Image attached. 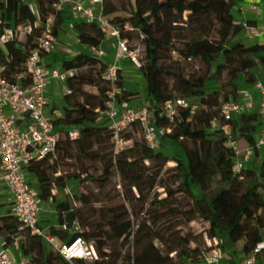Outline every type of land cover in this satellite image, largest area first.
<instances>
[{
	"label": "trees",
	"instance_id": "16d2710c",
	"mask_svg": "<svg viewBox=\"0 0 264 264\" xmlns=\"http://www.w3.org/2000/svg\"><path fill=\"white\" fill-rule=\"evenodd\" d=\"M245 0H104L102 13L115 25L124 27L130 24L133 31L123 33L131 41L132 47L140 46L139 73L144 78L147 94V105L152 111L151 119L157 128L170 129L160 136L158 149L148 142L134 139V148L127 152H117V163L107 167V178L113 175L115 168L129 181L132 190L140 192L138 199L144 196L143 175L146 163L155 164L162 171L171 160L175 166L173 183L176 188H165L167 198L159 201L163 209L160 217H173L175 208L167 206L168 200L175 195H185L190 199L187 210L188 221L201 219L207 224L205 235L207 247L201 251L191 248L196 241L192 235L168 238L156 232H148L147 224L134 231L130 214L125 206H103L104 212L95 225H90L83 216V208L71 206L66 200L57 201L55 191L64 189L70 179H80L79 174L62 172L59 161L73 159L75 150L83 156L96 145L103 146L112 141L113 132L109 128L107 118L100 112L105 110L107 94L111 85L105 79L108 65L104 57L91 52H80L73 58L62 60L65 69H76V76L67 81L71 94L65 95L63 116L52 120L59 131V140L55 154L41 160H32L24 166L27 178L34 174L38 180L41 202L56 203L58 222L66 223V214L75 213V221L83 229L76 232L68 241L73 242L81 237L87 244H92L97 259L92 264H198L205 254L214 248L220 250L224 264H240L250 256L256 245L264 239V164L256 169L245 165L239 173L235 171V152L227 145V136L222 126L229 123L233 134L239 140L243 138L249 146L256 145V132L261 124L260 113L249 111L225 121L222 106L229 100H236L239 90L244 85H252L264 74V45L245 46L233 40L238 36L241 25L235 23L234 10ZM58 0H0V35L7 28H17L26 23H33L37 16L46 22L54 17V35L64 43L65 23L71 18L72 6L67 3L61 10L54 4ZM35 8H32V6ZM77 41L91 49H98L106 40L97 22L90 23L84 19L74 22ZM249 24V23H248ZM251 25V24H250ZM40 34L37 30L33 37L26 41L18 39L3 42L0 47V65L5 69L3 76L11 77L23 71V64L33 48V39ZM139 43L132 44L134 37ZM172 54H178L181 61L199 62L201 70L185 74L176 70L172 64ZM89 69L88 76L82 73ZM176 70V71H175ZM172 77L170 84L166 77ZM226 82L222 83L223 77ZM119 86L124 85L120 74ZM208 82L218 86L213 92L206 93ZM85 85L98 89L97 93L84 90ZM128 89L124 91L120 101H127ZM79 95L82 100H75ZM196 98L200 109L193 114L192 108L179 110L175 122L161 116L168 101ZM189 100V99H188ZM218 125L213 127V122ZM76 128L80 136L71 139L68 131ZM129 129L133 131L128 134ZM144 131L141 123H134L123 132L126 140L133 139V134ZM167 141H171L178 149V155L172 158L163 149ZM141 144V145H140ZM258 152V149H255ZM97 181L95 176L88 177ZM29 181V180H28ZM217 184V186H215ZM158 185L156 179L149 187ZM199 190V193L195 191ZM85 196H82L84 198ZM157 203V202H156ZM154 205V203L152 204ZM156 205V204H155ZM19 222L12 214L0 217V235L4 247L13 245L15 238L25 236L21 245L23 256L30 257V264H69L61 255L49 250L42 237L32 235L29 231H19ZM67 229L52 228L53 236L61 240L69 238ZM170 230V228L168 229ZM170 245L163 250L156 244ZM211 242V244H210ZM132 244L133 252L125 248ZM35 255V258H33ZM262 255L258 256V260ZM77 264H86V260L76 259ZM183 261V262H182Z\"/></svg>",
	"mask_w": 264,
	"mask_h": 264
},
{
	"label": "built area",
	"instance_id": "2783aa9c",
	"mask_svg": "<svg viewBox=\"0 0 264 264\" xmlns=\"http://www.w3.org/2000/svg\"><path fill=\"white\" fill-rule=\"evenodd\" d=\"M26 2L30 1L26 0ZM103 2L104 0H58L54 7L58 11L63 8L64 4H71L75 16L90 23L97 22L106 37L114 39V61L108 65L105 72V79L110 83L111 89L107 94L105 110L100 112L107 118L109 128L113 132L112 141L115 150L119 152L125 149L128 140L123 137V132L137 122L142 124L148 144L157 148L160 136L170 132V129L157 128L154 125L151 119L152 111L147 104L131 106L125 100L120 101L127 87L118 62L126 60L139 69L142 48L140 46L132 47L131 41L123 36V33L134 30L130 24H125L121 28L103 15ZM250 6L252 9H256V0H251ZM245 27L250 35H258L255 26L245 24ZM53 29V16H50L46 22H42L37 16L33 23H26L15 29L7 28L0 35V42H5L17 39L18 33L26 37H33L37 30L40 31V34L33 39L34 46L28 53L22 72L8 78L2 75L5 68L0 65V160L5 184L13 195L12 215L20 224L19 231H29L32 235L46 238L50 243L57 245L58 237L46 236L45 230L40 225L41 201L36 192L32 190L24 173V166L30 161L41 160L50 154H55L56 151L60 134L56 131L52 119L46 115L48 104L46 93L50 82L58 81L67 84V81L75 77L77 73L76 69H65L62 65L48 67L44 63L43 56L53 51L57 41ZM91 51L98 57H105L107 54V51L101 47L91 49ZM120 74L123 76V86L117 84ZM253 86L260 94V106L264 109V75ZM240 92L239 90V94ZM64 93L65 95L71 94L72 91L67 86ZM189 107H191V102L188 99L168 101L161 116L175 122L179 116V110ZM253 109L254 101L250 99L243 102L229 100L222 106V115L228 122L236 115L253 111ZM19 116L29 118L30 123L26 128H21L19 125ZM217 125L218 123L214 121L213 127ZM222 129L227 136V145L235 152L234 168L239 173L254 155L255 149L264 146V136L256 141L255 147L242 148L229 123L224 124ZM68 136L71 139L78 138L80 131L71 128L68 131ZM262 183L264 187V179ZM62 228L67 229L68 224L63 225ZM21 239V235L15 238L13 246L18 247ZM2 246L3 238L0 235V248ZM57 249L67 261L76 259L93 261L98 258L94 246L87 244L81 237L71 243H61ZM259 255H264V239L256 245L253 253L240 264H256ZM0 264H30V257L23 256L21 260L15 262L0 250ZM198 264H224L220 250L212 249Z\"/></svg>",
	"mask_w": 264,
	"mask_h": 264
},
{
	"label": "rangeland",
	"instance_id": "374dc122",
	"mask_svg": "<svg viewBox=\"0 0 264 264\" xmlns=\"http://www.w3.org/2000/svg\"><path fill=\"white\" fill-rule=\"evenodd\" d=\"M26 2V0H24ZM135 1V0H132ZM32 6V5H31ZM35 11V8L32 6ZM17 39L25 42L26 36L23 34H19ZM57 40V39H56ZM61 43L58 40L54 45L53 51L55 53L61 52V50H66L68 52V48H71L70 42L62 39ZM139 43L137 37H134L132 41L133 45ZM3 46V42H0V47ZM65 52V51H64ZM62 53V52H61ZM60 53V54H61ZM68 54V53H67ZM78 54V51L75 48L71 49V53L69 54L70 58H73ZM109 57H104V61H108ZM170 64L176 68V70H180L185 74H191L195 71L199 72L201 70V64L197 61L193 62H184L181 61L178 54H172V59ZM134 71H138L137 66H132ZM175 70V71H176ZM89 69H84L82 71L85 76H88ZM131 74V78L126 80V87L136 90L140 93L141 99H146V85L144 83V78L142 74L133 72ZM226 77L224 76L221 80L222 83L226 82ZM167 81L170 84L169 90H172L174 79L172 77L167 76ZM218 86L215 82L206 83L205 90L206 93L213 92L217 89ZM84 90L89 93H97L98 89L91 85H85ZM75 100H82L79 95H77ZM191 102V108L193 114L200 109V103L196 98H188ZM133 130L129 129L128 134ZM137 138L142 142H147L145 137V132L140 131L139 133L133 134V139L129 140L126 147L125 152L129 149L134 148L136 150H140L141 146L134 147V139ZM239 142L244 147L247 143L243 138H239ZM141 145V144H140ZM160 146V143L159 145ZM155 148V150H157ZM169 156L172 158L174 155H178V149L171 141H167L166 145L163 148ZM76 156L73 159H63L59 161L60 168L62 172L75 173L80 175V179H70L67 181V186L64 189H59L56 191L57 201L66 198V201L74 207L83 208V216L86 221L90 225H95L104 212H101L100 208L103 206H125L128 209L130 214V220L132 222L133 230H138L139 226L142 224H147L150 229L148 232H156L168 238L170 233H173L175 236H188L192 235L193 238H196V241H193L190 244L191 248H199L201 251L205 250L207 245V239L205 235V230L207 224L201 219L197 218L193 221H188V215L186 214L187 210L190 208V199L185 195H175L174 197L169 198L167 206H172L177 211V214L173 217L163 215V209L159 201L167 198V193L165 188L161 186V184H166L170 189L176 188V184L173 183V172L171 168L175 166L174 161H170L166 164L164 169L161 171L159 167L155 164H151L149 162L146 163L147 169L145 170V174L143 175V188H144V196L141 199H138L140 196V192L133 188L132 190L129 187V181L123 179L121 174L114 168L113 175L107 178V167H111L117 163V156L115 153V148L111 146L109 141L103 146L96 145L92 150L88 151V154L83 156L78 153L76 150L74 151ZM253 168H257L255 163L253 164ZM90 176H95L97 181H91L88 179ZM156 179L158 185L151 189L149 187L152 180ZM217 186V184H215ZM197 193H199L198 189H195ZM82 196H85L82 198ZM157 202V203H156ZM154 203V205H152ZM156 204V205H155ZM57 205V204H56ZM55 206H52L54 209ZM42 228L45 230L46 236H53L51 233L52 228L62 229V226L58 223L57 214L55 211L51 215H49V219L42 220ZM170 228V230H168ZM89 229H83L79 226L78 222L75 221L73 227L68 231L69 238L67 240H59L56 241L57 245L50 243L46 238H43L49 246V250H52L54 254H60L57 247L61 243H66L70 240V238L78 231ZM26 241V237L23 236L19 242L18 250L21 251V245ZM156 244L165 250L170 245L164 244L163 246L159 241H156ZM126 252H133L132 244H128L125 248ZM35 258V255H33ZM69 264H77L76 261H68ZM183 262V261H182ZM33 264H40L35 262ZM86 264H92L91 261H87ZM257 264V263H256ZM258 264H264V261H261Z\"/></svg>",
	"mask_w": 264,
	"mask_h": 264
},
{
	"label": "crops",
	"instance_id": "0c3cea01",
	"mask_svg": "<svg viewBox=\"0 0 264 264\" xmlns=\"http://www.w3.org/2000/svg\"><path fill=\"white\" fill-rule=\"evenodd\" d=\"M29 1L31 3L32 0ZM256 4H257V8L252 9L250 6L251 0H245L241 4V6L237 7L234 10L235 23L242 26V29H240L238 36L233 40L234 42H240L245 46L264 45V0H256ZM79 19L81 18L75 16V14L71 12V18L65 23V28L67 33H65V35L62 37V39H64L65 41L70 42L69 44H71L70 46L71 48H68L67 50L68 52H66V50L63 49L61 50L62 53L61 52L55 53V51H52L49 54H45L43 56V61L48 67L61 66L62 60H64L65 58H70L69 54L71 53L72 48H75V50H77L78 53L83 51L88 53L91 52V49L89 47L84 46L77 41V37L75 35L76 27L74 22ZM248 23L257 28L258 30L257 36H252L249 34L248 29L245 27V24ZM101 48L107 51V54L105 56V57L107 56L109 57L107 62L112 63L114 61V52H115L114 39L111 37H106V40L102 44ZM118 65L122 69L124 80L130 79L131 74H134L133 72H136V75L139 73L138 71H134L135 69L132 68L134 64H132L129 61L126 60L119 61ZM263 75L264 74H262L260 78H263ZM66 87L67 84L58 81H51L48 86V91L46 93V98L48 101V104L46 106V115L52 120L61 118L63 116V106L65 104L64 90ZM127 89L128 92L130 93L129 97L127 98V103L129 105L141 106L147 103V94H146V99L143 101L140 100L141 95L139 92L131 88H127ZM240 91L241 92L236 100L240 102H243L248 99L254 101L253 111H257L260 113L261 124L256 132V140H258L259 138L264 136V109H262L260 106V99H261L260 94L254 88L253 84L242 86L240 88ZM18 122L21 128H26L29 125L30 120L26 116H19ZM247 146L249 145L246 144L244 147H242L241 145L242 148H245ZM254 163L257 167L264 164V146L259 148L258 152H254V155L250 158L248 162H246L245 165H249L250 167H252ZM28 180L32 190L35 191L36 194H38L39 184L36 176L32 174L28 177ZM61 200H66V198H63ZM52 206H55V208L52 209ZM56 206H57L56 203H53L52 201L41 202V213L39 218L41 227H42V220L49 219V215H51L53 211L56 212L58 218V212ZM13 208H14L13 195L11 194V192L9 191V189L5 184L4 174L3 171L1 170V160H0V217L7 214H12ZM0 250H2L5 254L9 255L15 262H18L23 257V254L21 253L20 250H18V247H15L13 245H11L10 247H4L3 245L0 248ZM261 261H264V255L261 256L260 260H257V264L260 263Z\"/></svg>",
	"mask_w": 264,
	"mask_h": 264
},
{
	"label": "water",
	"instance_id": "95a60500",
	"mask_svg": "<svg viewBox=\"0 0 264 264\" xmlns=\"http://www.w3.org/2000/svg\"><path fill=\"white\" fill-rule=\"evenodd\" d=\"M66 223L69 227H73L75 223V213L74 211H70L66 214Z\"/></svg>",
	"mask_w": 264,
	"mask_h": 264
}]
</instances>
